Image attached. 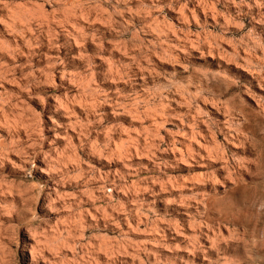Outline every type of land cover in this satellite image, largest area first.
I'll list each match as a JSON object with an SVG mask.
<instances>
[{"label": "rangeland", "instance_id": "374dc122", "mask_svg": "<svg viewBox=\"0 0 264 264\" xmlns=\"http://www.w3.org/2000/svg\"><path fill=\"white\" fill-rule=\"evenodd\" d=\"M0 264H264V0H0Z\"/></svg>", "mask_w": 264, "mask_h": 264}]
</instances>
